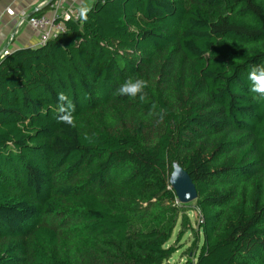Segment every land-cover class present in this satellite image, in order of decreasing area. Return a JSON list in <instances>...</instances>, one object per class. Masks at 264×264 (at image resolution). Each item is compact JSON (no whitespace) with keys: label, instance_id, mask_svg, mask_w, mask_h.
I'll list each match as a JSON object with an SVG mask.
<instances>
[{"label":"trees","instance_id":"obj_1","mask_svg":"<svg viewBox=\"0 0 264 264\" xmlns=\"http://www.w3.org/2000/svg\"><path fill=\"white\" fill-rule=\"evenodd\" d=\"M91 8L0 58V264H163L175 163L198 191L193 264H264V99L247 78L264 64V0ZM129 78L148 81L145 100L117 93Z\"/></svg>","mask_w":264,"mask_h":264},{"label":"crops","instance_id":"obj_2","mask_svg":"<svg viewBox=\"0 0 264 264\" xmlns=\"http://www.w3.org/2000/svg\"><path fill=\"white\" fill-rule=\"evenodd\" d=\"M96 0H90L91 6ZM6 7H12L15 16L6 14ZM45 9L44 14L54 15L55 10L62 12L71 10L76 17V7L73 0H1L0 1V58L5 48L11 51L23 47H36L39 45L40 36L37 31L28 25L18 26V16L21 12L32 15L33 13Z\"/></svg>","mask_w":264,"mask_h":264},{"label":"clouds","instance_id":"obj_3","mask_svg":"<svg viewBox=\"0 0 264 264\" xmlns=\"http://www.w3.org/2000/svg\"><path fill=\"white\" fill-rule=\"evenodd\" d=\"M73 4L76 7L78 13V19L81 23L88 20V16L91 8L90 0H73ZM248 81L250 83V91L257 94L261 99H264V64L254 65L248 72ZM148 87V81L143 78H129L117 89L119 95H126L130 97H136L139 95L141 101L146 97L143 94L144 90ZM58 100L61 102L59 109L61 115L57 117L58 122L66 123L70 126H74V118L72 113L74 112V105L68 99L64 93L58 94ZM179 169H177V174Z\"/></svg>","mask_w":264,"mask_h":264},{"label":"rangeland","instance_id":"obj_4","mask_svg":"<svg viewBox=\"0 0 264 264\" xmlns=\"http://www.w3.org/2000/svg\"><path fill=\"white\" fill-rule=\"evenodd\" d=\"M178 221L168 246H173L176 251L165 260L163 264H193L200 253L202 234L199 232V209L196 201L187 204L178 202ZM182 237L176 241V236Z\"/></svg>","mask_w":264,"mask_h":264},{"label":"built area","instance_id":"obj_5","mask_svg":"<svg viewBox=\"0 0 264 264\" xmlns=\"http://www.w3.org/2000/svg\"><path fill=\"white\" fill-rule=\"evenodd\" d=\"M6 14L15 16V11L12 7H6ZM77 18L71 10L59 12L55 10L54 15H30L26 12H21L18 16V26L28 25L39 33L40 42L39 45H43L50 38L62 33L66 30L65 23L71 19ZM0 14V23H1ZM10 49L5 48L2 52V57L9 53Z\"/></svg>","mask_w":264,"mask_h":264},{"label":"water","instance_id":"obj_6","mask_svg":"<svg viewBox=\"0 0 264 264\" xmlns=\"http://www.w3.org/2000/svg\"><path fill=\"white\" fill-rule=\"evenodd\" d=\"M177 169H179L178 174ZM171 186L177 195L178 202L181 204H187L198 198V191L195 184L189 174L178 163L174 164Z\"/></svg>","mask_w":264,"mask_h":264}]
</instances>
